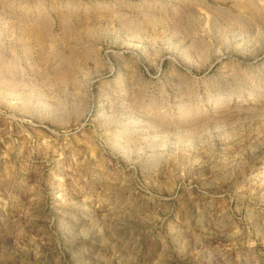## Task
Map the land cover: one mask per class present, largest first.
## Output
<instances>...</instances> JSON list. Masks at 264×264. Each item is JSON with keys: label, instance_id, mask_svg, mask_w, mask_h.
<instances>
[{"label": "rangeland", "instance_id": "rangeland-1", "mask_svg": "<svg viewBox=\"0 0 264 264\" xmlns=\"http://www.w3.org/2000/svg\"><path fill=\"white\" fill-rule=\"evenodd\" d=\"M0 264H264V0H0Z\"/></svg>", "mask_w": 264, "mask_h": 264}]
</instances>
